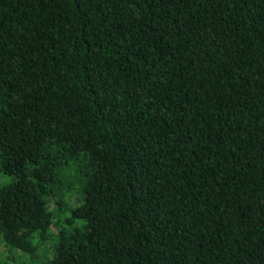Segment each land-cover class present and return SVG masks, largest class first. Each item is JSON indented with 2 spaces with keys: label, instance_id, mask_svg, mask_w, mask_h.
<instances>
[{
  "label": "trees",
  "instance_id": "1",
  "mask_svg": "<svg viewBox=\"0 0 264 264\" xmlns=\"http://www.w3.org/2000/svg\"><path fill=\"white\" fill-rule=\"evenodd\" d=\"M0 237L264 264V0H0Z\"/></svg>",
  "mask_w": 264,
  "mask_h": 264
},
{
  "label": "rangeland",
  "instance_id": "2",
  "mask_svg": "<svg viewBox=\"0 0 264 264\" xmlns=\"http://www.w3.org/2000/svg\"><path fill=\"white\" fill-rule=\"evenodd\" d=\"M18 254H20V251H17ZM4 256V252H3V243L1 241V237H0V260L3 259ZM40 256H42V254H40ZM27 264H30L26 261ZM7 264H13L11 262L7 263ZM33 264H40V262L38 261L37 263H33Z\"/></svg>",
  "mask_w": 264,
  "mask_h": 264
}]
</instances>
